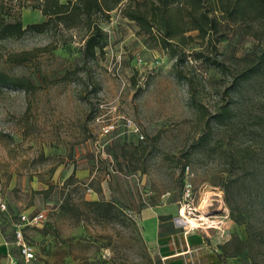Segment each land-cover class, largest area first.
<instances>
[{"label":"rangeland","instance_id":"rangeland-1","mask_svg":"<svg viewBox=\"0 0 264 264\" xmlns=\"http://www.w3.org/2000/svg\"><path fill=\"white\" fill-rule=\"evenodd\" d=\"M1 1L6 5L3 14L19 15L24 26L46 19L31 8L33 0ZM124 6L112 10L110 19L101 23L105 47L97 49L88 63L83 62V27L29 32L0 41V67L11 75L30 77L38 87L35 93L0 87L3 195L22 197L21 187L9 189L15 174L20 183L23 178L24 183L39 179L46 189L51 188L48 194L32 190L33 198L38 195V208L48 209L45 223L50 236L40 239L37 228L27 232L36 245V259L26 264L159 263L161 258L146 243L141 209L165 203L180 209L186 166H190L199 215L194 217L205 223L196 230L208 225L209 229L227 228L215 221L217 215H230L226 195L247 211L257 227L264 228V78L244 84L235 94L229 90L230 71L208 59L238 70L255 60L264 39L257 40L241 23L211 10L219 19L218 31L203 37L192 28L165 48L157 30L141 31L136 21L124 15ZM192 7V0L178 7L183 27L191 26ZM24 51H32L30 60L10 59ZM222 105L232 106L237 115L216 121L213 115ZM103 114H124L140 132L121 125L106 138L98 120ZM136 146L140 159L132 163L122 151ZM41 154L48 159L42 160ZM135 165L142 169L134 170ZM86 167L96 169L89 181L94 185L108 179L109 187L99 200L115 202L121 221L92 216L77 221V216L60 211L64 183L72 172L76 176ZM76 178L78 187L69 189L72 202L82 205L84 199L96 196V190ZM114 178L117 186L110 183ZM227 181L230 193L225 190ZM23 197L26 202L32 200L28 193ZM46 200L50 203L44 205ZM176 219L183 224L179 211ZM233 233L247 237L246 225H238ZM243 257L245 264H264V245L253 242L249 255Z\"/></svg>","mask_w":264,"mask_h":264},{"label":"trees","instance_id":"trees-1","mask_svg":"<svg viewBox=\"0 0 264 264\" xmlns=\"http://www.w3.org/2000/svg\"><path fill=\"white\" fill-rule=\"evenodd\" d=\"M186 0H33L32 9L41 11L45 20L33 22L24 26L19 15L15 16L8 12V16L3 14L6 5L0 0V41L11 38H22L29 32H50L57 28H79L86 30L83 46V62L88 63L97 55V49L105 47V32L101 25L103 20L110 19V13L120 5L125 3L122 11L125 16L136 21L141 31L145 33L153 32L155 29L160 35L163 47L169 48L176 36L182 35L189 29L199 30L203 37L213 31L219 30V19L216 15L211 14V10L219 11L225 18L233 22L244 25L247 33H250L257 40L264 39V0H192L193 7L190 13L191 26L183 27L180 23L182 18L177 16L178 7ZM205 1L208 4L203 6ZM213 5V8L211 7ZM204 7V9H203ZM255 60L249 65L238 70L230 69L218 59L213 60L224 71H230L232 75L229 90L237 91L244 84H255L264 78V43L260 44L255 52ZM32 51H24L19 54H12L11 60L20 63L30 60ZM17 87L27 93H35L38 87L30 77L11 75L0 67V87ZM230 105H222L213 115L218 122L232 120L237 115V110ZM256 125L263 127V123L258 122ZM0 131V137H2ZM138 147L133 151L123 149L122 156L134 163L140 159L138 156ZM41 159H48L41 154ZM56 166L50 170L53 173ZM134 170L142 169L140 166H133ZM79 180L74 172L68 177L62 188V202L59 206L60 211L77 216V221L84 217H94L99 221L113 222L121 221L119 208L111 200L84 199L82 205L72 202L71 191L69 187L79 185ZM85 184V182H82ZM93 187L97 192H101V186L94 185L91 181L85 184ZM74 186V188H75ZM78 187V186H77ZM51 188L38 190L36 193L50 192ZM226 193H230L231 184L226 182ZM230 207V217L238 225H246L248 235L246 238L241 237L238 233H233L231 238L219 245V256L225 262L229 257L249 255L253 242L264 245V228L257 227L247 217V211L242 209L239 203L233 204L230 196L226 195ZM238 210V211H236ZM170 216H160V219Z\"/></svg>","mask_w":264,"mask_h":264},{"label":"crops","instance_id":"crops-1","mask_svg":"<svg viewBox=\"0 0 264 264\" xmlns=\"http://www.w3.org/2000/svg\"><path fill=\"white\" fill-rule=\"evenodd\" d=\"M83 160H86V158ZM89 162L90 164L93 163L91 160ZM60 171L61 170H59L58 175H60ZM95 173V168L86 167L79 170L76 176L81 180L89 182L94 178ZM24 182L23 178L22 183H20L15 174L10 179L9 189L13 191L15 188L21 187L22 197L16 198L11 194L8 195V197L4 195L7 202V209L0 210V264H10L12 258H15L19 264H26L18 246L15 244V226L20 220L21 213L26 212L28 214H34L36 212L45 211L48 217V209L44 210L42 207L38 208V195L35 196V198L32 197V190L47 188L45 183L39 181V179L31 181L27 179L26 183ZM114 182H116V178L110 183L117 186L118 184ZM40 184L42 185L40 186ZM98 185L101 186L102 191H93L96 195L93 199L96 200L100 199L99 195H104V193H106L109 187V181L108 179H102L100 183L98 182L97 186ZM26 193H28L29 198L32 199L31 201H24L23 196H25ZM49 201L50 200H46L44 205L50 203ZM178 209L179 205L176 207V205L171 203L152 204L141 209V220L145 230V240L153 254L157 255L159 258L168 256L166 260L167 264H181L184 258L183 252L186 250L187 245L203 246L202 252L198 257V264H245L243 256L229 257L226 262L219 256V245L229 240L235 228L238 227V224L229 214L217 215V219H215L219 225L225 223L227 226L225 229H222V225L218 226L221 227V230L217 228L209 229L210 226H205V228L202 229H193L192 231L186 232L185 228L181 226L183 224L176 219V213L179 211ZM160 216L170 217L161 220ZM45 222L37 227L25 228V236L35 249L36 245L27 237V232L37 228V236L40 239H47V237L50 236V232L46 230L47 224ZM191 227L196 228L193 226ZM240 236L246 238V236L242 234H240Z\"/></svg>","mask_w":264,"mask_h":264},{"label":"built area","instance_id":"built-area-1","mask_svg":"<svg viewBox=\"0 0 264 264\" xmlns=\"http://www.w3.org/2000/svg\"><path fill=\"white\" fill-rule=\"evenodd\" d=\"M98 120L101 123V134L104 137H112L115 133L119 131L121 125L126 130L139 133V128L135 126L133 121L120 114L117 117L110 116L108 114H103L99 116ZM143 137V135H141ZM107 142L100 145L102 149L105 147ZM186 179L184 181V201L179 209L180 220L185 225L186 232L192 231L195 228L188 227L185 216H199L197 215V207L194 204V186L190 180V166H186ZM89 191H92L89 189ZM7 209V202L3 195V185L0 180V210ZM47 220V214L45 211L36 212L34 214H28L23 212L20 214V220L15 226V244L18 246L20 253L25 260V262H30L36 259V252L34 246L28 241L25 236L26 227H37ZM209 226V225H208ZM203 246H189L187 245L186 250L183 252V262L181 264H198V257L201 254ZM168 256H162L160 262L157 264H167ZM10 264H18L15 258L11 259Z\"/></svg>","mask_w":264,"mask_h":264},{"label":"bare ground","instance_id":"bare-ground-1","mask_svg":"<svg viewBox=\"0 0 264 264\" xmlns=\"http://www.w3.org/2000/svg\"><path fill=\"white\" fill-rule=\"evenodd\" d=\"M185 218H186V222L190 225V226H193V227H198V226H200L201 227V225H203V223L204 222H199L198 220L199 219H196L195 217H190V216H185ZM203 218H205V217H201V219H203ZM207 218V217H206ZM206 218H205V220H206ZM209 221V220H208ZM207 223V222H206ZM205 224V223H204Z\"/></svg>","mask_w":264,"mask_h":264}]
</instances>
